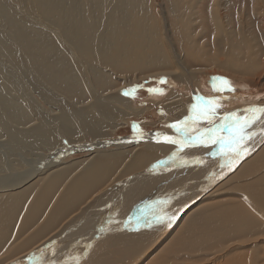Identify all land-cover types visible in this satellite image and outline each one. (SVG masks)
<instances>
[{"label": "bare ground", "instance_id": "1", "mask_svg": "<svg viewBox=\"0 0 264 264\" xmlns=\"http://www.w3.org/2000/svg\"><path fill=\"white\" fill-rule=\"evenodd\" d=\"M259 3L157 1L161 36H175L167 58L156 45L158 31L148 24V0H0V264H33L42 250L45 264H137L185 224L149 263L180 264L175 255L194 238L211 246L256 231L248 209L264 219V114L248 129L249 154L232 170L226 166L231 153L214 155L215 145L183 152L164 141L180 139L173 133L110 140L130 120L151 116L154 122L142 126L158 127L153 106H163L166 122L185 121L193 112L186 107L190 91L209 77L222 76L237 87L229 95L214 94L219 107L213 122L264 108V53L244 29L230 31L220 12L228 5L254 10ZM160 75L168 76L171 89L147 100L146 108L120 93ZM192 93L198 105L202 96ZM203 125L209 124L195 126ZM78 152L86 158H70ZM229 172L238 175L228 182L241 183L244 207L226 206L194 224L188 205ZM39 176L47 180L39 205L22 212L23 187ZM223 183L198 201L218 195ZM158 213L163 222H156ZM111 251L121 257L114 261ZM160 255L165 257L158 260Z\"/></svg>", "mask_w": 264, "mask_h": 264}, {"label": "rangeland", "instance_id": "2", "mask_svg": "<svg viewBox=\"0 0 264 264\" xmlns=\"http://www.w3.org/2000/svg\"><path fill=\"white\" fill-rule=\"evenodd\" d=\"M157 1H160L162 3L164 0H148V4L146 7V10L148 12V24L151 28L154 29V31H158L156 45L164 52V54H167L168 56L169 54L168 46L171 48V45L175 40V36H173L174 40L170 38L169 41L165 40L164 34H162L161 36V30H160L161 22L157 17L158 15V11L156 10L157 8L155 9ZM259 4L261 5L258 6L254 10H251L250 6H248V9L247 8L240 9V8H235V7L230 8L228 5V6H224V8L222 7L220 12H224L226 14V19H224L223 21L226 22L225 24L229 27L230 31L234 32L238 28L244 29L249 35H251L252 40L259 47V49L261 50V53L262 52L264 53V0H260ZM228 11H230V13H228ZM166 20L168 24L171 25L170 24L171 19L169 15ZM222 22H219V23H222ZM252 40L249 42V44H253ZM174 48L177 49L178 46L174 44ZM177 52L178 54H180L179 48ZM167 58H170V56H168ZM225 79L230 84V87H231L230 91L229 90H222V91L219 90L220 88H222L220 81L225 80ZM161 81H163V83H161ZM202 86L200 88H194L193 91H190L189 93L191 96L190 101L186 104L188 113L191 110L192 106L195 104L194 103L195 96H193L192 92H195L198 95H201L202 98L206 99L207 101V100H212V98L215 97L214 94L229 95V94H232V92L237 91L236 89L237 87L235 86V84L232 81L222 76L209 77L208 79H205L204 85ZM170 89H171V85L169 84L168 76L160 75V76H154V77L148 78L138 83H134L131 86H127L121 89L120 93L121 95L129 98V100L135 101L136 103L135 105L138 108L139 107L146 108L148 107V103L146 102L147 100H150L151 98H156V97L162 98L168 94L167 92ZM126 91L131 92L132 94L124 95ZM178 95L180 96V94ZM242 98L244 99V97ZM248 99H250V97ZM152 110L155 113V119H157L158 122H160L158 127H156L155 129L154 128L151 129V128L142 126L143 121H146L147 123L154 122V119L151 116H147L141 120H137V122L135 120H130L127 124V127L123 131L116 132V135L113 138H111L112 140L110 141L128 140L129 138L133 139L139 136H150L152 133L157 134V133H163V132L179 135L176 129L171 127V125L178 124V122L177 121L170 122V123L166 122L168 118V114L166 113L163 106L161 105L153 106ZM235 111L237 110H231L230 112H235ZM229 114L231 113H227L224 116H220L218 120L213 122V124L219 125V123L223 121V118ZM192 115H194V112L191 111V113L188 114L187 117H190ZM159 119L162 121H160ZM148 120L149 121L151 120V121L149 122ZM189 123L191 124L190 121ZM209 126L211 127L212 125H208L205 128H208ZM202 128L204 129V125L202 126ZM202 128L201 126L200 127L195 126L191 134H195V129H202ZM261 139L262 137L257 139L255 142H260ZM134 144H131V145L126 144V145H130L131 147H134L133 146ZM110 147L116 148L115 146H110ZM198 147L201 148V145H199ZM173 148H175V146H173ZM187 148H185L183 152L186 151ZM67 153L70 154V151H68ZM178 153L180 152L176 151L173 154H178ZM70 158H73V159L77 158L76 161H79V160H82L83 158H86V155L83 153H79V152L76 154L72 153V156H70ZM208 158L209 156L207 157V159ZM215 160L216 159H213V158L208 160V164H210V162L212 161L215 162ZM205 167L208 168L207 165H205ZM231 172H229L230 174L228 175L222 176L218 180L217 183L212 184L211 185L212 187L211 186H210L211 188L209 187L210 189L204 188L202 196L199 199L203 198L205 195L213 191L215 188L221 185V183L224 182L223 185L221 186V191L219 192L218 195L213 196L210 199H203L200 201H198L199 200L198 199L196 202H191L188 205L187 209H189V212H191L194 209V211L189 215V217L191 218L194 217V220H193L194 224L198 223L200 218H203L205 216H210L217 210H221L225 208L226 206L236 205L241 208L244 207V203L241 201V198L244 196V191H242L240 187H238L241 183L239 181L233 184L231 181L228 182L232 178H236L238 176L236 175V172H234L233 174ZM139 176H143V174ZM228 177L229 179L226 180ZM214 180L216 181V179ZM46 183H47V180L44 179V176H39L38 178L30 182L28 185L23 187V189L25 190V193L22 194V196L20 197L22 200L19 201V205H21L22 212H25V213L29 212L31 209H29L28 206L36 207L37 205H39L40 196L42 194V187ZM123 183L125 184L124 186L125 188L132 187V185L134 186V188H137L135 184H128L127 182H123ZM24 198H27V199H24ZM118 198H121V197H118ZM114 200H117V198ZM107 201H104V202H107ZM109 202H107L108 205L111 203ZM201 210H204V211L199 212ZM258 210L262 212L261 211L262 209L258 208ZM196 211L198 213H194ZM248 211H249V214L257 222L256 231H251L249 233L244 234L243 236L230 238L222 244H212L211 246L199 245L198 240L194 238L191 241L190 245H188L181 253L175 255L177 256V260H180V264H264V219L259 220L254 215L252 210L248 209ZM143 212H146V210H144ZM157 216L162 217L161 213H158ZM184 227H185V224L184 225L182 224L180 227L176 225L174 227L176 229V232H174L175 231L174 230L166 234L160 243L155 244L154 245L155 247L152 246L151 249L145 255H143L142 258H140L137 261V264H149L151 261H153L154 258L161 252V250L167 243L169 247L172 245V243L174 242V237H175V234L177 233V230L178 232H181L184 229ZM188 250H193L194 252L187 255ZM109 253L114 261L118 260L121 257L119 256L120 254H116V252L111 251ZM164 257L165 255H160L158 257V260L163 259ZM169 264H173V263H169Z\"/></svg>", "mask_w": 264, "mask_h": 264}, {"label": "snow or ice", "instance_id": "3", "mask_svg": "<svg viewBox=\"0 0 264 264\" xmlns=\"http://www.w3.org/2000/svg\"><path fill=\"white\" fill-rule=\"evenodd\" d=\"M163 83V81H161ZM222 88L219 90H231L230 84L226 80H221ZM131 92H125L124 95H131ZM200 103L192 106L194 115L186 118L185 121L178 122V124L171 125L176 129L180 135V139L176 140L171 137H164V141L168 143L178 144L180 148L194 146V145H215L219 149V153H231L229 156L227 167L232 170L233 166L237 164L245 155L249 154V149L245 146L247 140L251 139L253 133L248 129L252 128L257 120L260 119V114H264V108H247L244 110L245 116L238 117L236 113H231L223 118L219 125L213 124L216 108L219 103L216 100L204 101L198 98ZM191 121V124L189 123ZM200 121H206L211 127L204 129H195V134H191L195 125ZM227 133L222 135L221 133ZM175 158V154H173ZM166 163V162H162ZM156 167V166H154ZM223 167V166H222ZM174 217L169 218V224ZM164 217H158L156 222H163ZM33 264H45L43 261V250L39 257H32ZM47 264H55V261L47 262Z\"/></svg>", "mask_w": 264, "mask_h": 264}]
</instances>
